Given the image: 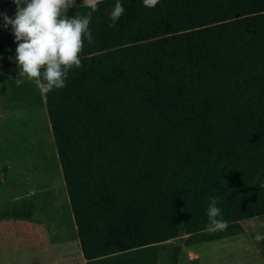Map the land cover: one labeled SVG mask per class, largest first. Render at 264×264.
Instances as JSON below:
<instances>
[{
  "label": "trees",
  "instance_id": "1",
  "mask_svg": "<svg viewBox=\"0 0 264 264\" xmlns=\"http://www.w3.org/2000/svg\"><path fill=\"white\" fill-rule=\"evenodd\" d=\"M75 2L69 16L90 11ZM116 2L92 13L65 87L44 97L6 66L5 101L47 109L84 258L169 240L179 264L211 197L227 223L264 213V0H119L110 27Z\"/></svg>",
  "mask_w": 264,
  "mask_h": 264
},
{
  "label": "rangeland",
  "instance_id": "2",
  "mask_svg": "<svg viewBox=\"0 0 264 264\" xmlns=\"http://www.w3.org/2000/svg\"><path fill=\"white\" fill-rule=\"evenodd\" d=\"M16 10L13 0H0V13L14 18ZM4 23L0 15V209L26 210L31 203L36 209L35 221L0 220V264H84L47 109L5 101L6 66L19 69L17 42L11 25ZM143 250L100 264H141Z\"/></svg>",
  "mask_w": 264,
  "mask_h": 264
},
{
  "label": "clouds",
  "instance_id": "3",
  "mask_svg": "<svg viewBox=\"0 0 264 264\" xmlns=\"http://www.w3.org/2000/svg\"><path fill=\"white\" fill-rule=\"evenodd\" d=\"M101 0H83L90 11L86 15L69 16V9L76 5L75 0H13L16 4L15 17L3 15L4 27L11 25L17 42L15 61L19 75L15 83L21 86L25 79L34 81L42 96L66 85L69 70L82 67L80 53L84 38L89 43L93 37L89 30L92 13L98 10ZM159 0H143L146 7H155ZM125 9L117 0L109 13L112 24ZM218 197H211L207 209L208 230L224 231L227 221L221 217L217 206Z\"/></svg>",
  "mask_w": 264,
  "mask_h": 264
},
{
  "label": "crops",
  "instance_id": "4",
  "mask_svg": "<svg viewBox=\"0 0 264 264\" xmlns=\"http://www.w3.org/2000/svg\"><path fill=\"white\" fill-rule=\"evenodd\" d=\"M227 224L224 231L210 232L206 228L183 235L179 264H264V246L260 243L264 239V213ZM169 243L165 240L130 250L145 249L146 258L141 264H163ZM123 253L130 252L92 259L82 257L84 264H100Z\"/></svg>",
  "mask_w": 264,
  "mask_h": 264
}]
</instances>
